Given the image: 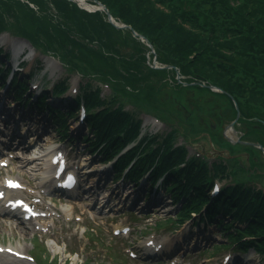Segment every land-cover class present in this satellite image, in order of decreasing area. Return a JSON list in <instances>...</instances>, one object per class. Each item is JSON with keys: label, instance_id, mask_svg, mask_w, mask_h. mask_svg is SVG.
<instances>
[{"label": "trees", "instance_id": "16d2710c", "mask_svg": "<svg viewBox=\"0 0 264 264\" xmlns=\"http://www.w3.org/2000/svg\"><path fill=\"white\" fill-rule=\"evenodd\" d=\"M96 1L113 18L146 38L160 64L178 67L183 76L181 82L175 79L172 69L151 68L146 53L150 57L154 54L146 44L128 29L114 27L102 12H87L67 0H0V31L9 30L22 36L41 51L57 56L66 72L78 71L85 79L79 85L77 100L83 102L88 112L86 121L92 136L84 138L90 147L104 142L99 152L108 157L107 148L124 145L139 131V111L167 123L176 121L177 129L181 127L183 134L192 137L194 131L189 121L197 118L189 116L190 111L185 115L189 121L184 120L183 124L177 116L179 98L196 96L194 90L213 94L201 83L223 90L224 93L217 94L229 102L230 112H215L218 122L235 117L230 95L238 104L240 121H248L245 126L248 132H261L264 137V0ZM122 48L130 51L125 54ZM100 83L108 85L107 94L101 95ZM63 85L64 82H58L54 88L62 89ZM24 87L25 77L12 78L13 93ZM125 104L130 108L123 110ZM73 108L72 105L66 113L72 114ZM248 118L256 127L251 128ZM62 121L60 114L53 117L58 133L62 132ZM177 129L174 127L170 132L176 134ZM171 139V134L144 139L129 176L138 174L156 159L153 176L166 171L165 181L170 183L172 194L186 195L180 217L187 216L189 210H197L202 202L210 204L209 215L221 213L240 221L249 216L247 225L236 229L238 233L227 232L228 223L220 224V230L239 248L251 246L264 254V192L235 178L234 186L223 188L217 197L208 199L212 174L224 173L225 166L214 163L210 172L200 161L185 159L184 149L174 148ZM258 141L264 144V138ZM133 151L122 156L118 164L128 160ZM242 173L244 168L233 166L232 176ZM242 232L255 235L256 239L244 243L239 239ZM37 257L40 261L41 257ZM50 264L59 262L52 259Z\"/></svg>", "mask_w": 264, "mask_h": 264}, {"label": "rangeland", "instance_id": "374dc122", "mask_svg": "<svg viewBox=\"0 0 264 264\" xmlns=\"http://www.w3.org/2000/svg\"><path fill=\"white\" fill-rule=\"evenodd\" d=\"M68 1V0H67ZM93 3L94 0H91ZM72 2V1H69ZM96 4V3H95ZM94 5V4H93ZM97 5V4H96ZM78 7V6H77ZM34 9L37 8L34 6ZM95 12V11H90ZM102 13L104 11L101 10ZM117 23L118 20H115ZM120 23V22H119ZM118 23V24H119ZM113 25V24H112ZM115 27V25H113ZM129 30V29H128ZM131 33V31L129 30ZM8 33H14L13 31L4 30L3 32H0V47L2 51L6 54V58L14 62L17 58L18 52H21L22 50H26V39L24 38H14ZM132 34V33H131ZM133 35V34H132ZM140 40V39H139ZM141 41V40H140ZM143 42V41H142ZM144 43V42H143ZM145 44V43H144ZM148 49V45H145ZM147 49V50H148ZM128 49L122 48L121 51L123 53H127ZM152 50V49H150ZM149 50V51H150ZM154 56L150 57L149 53H146V62L149 65L151 62L156 60L157 66L166 65V69L173 70L174 71V77L177 81L181 82L180 77V70L178 67L175 68V66L170 64H160V62L157 61L156 51L153 48ZM151 52V51H150ZM34 54L27 52L26 56L22 58L23 63L21 64V69L19 73H17V76H21L23 73L28 74L32 73L29 77V81L35 80L36 82H41L42 84H46V89H51L52 82L58 78H66L70 77L69 80V92L72 93V88L74 89L76 87L77 82H79V77L75 75V72H66L62 65H60L57 61L53 62L52 57H46L40 55L38 52H33ZM54 53V52H53ZM50 59L51 64L48 65L47 62ZM55 60V59H54ZM2 61V60H0ZM56 61V60H55ZM20 66V64H19ZM3 69V68H2ZM4 70V69H3ZM178 72V76L177 73ZM179 77V78H178ZM85 81V79H83ZM186 84L185 82H183ZM201 86H204L201 83ZM31 89V88H30ZM5 90V89H4ZM194 90V89H192ZM108 92L107 88H103L101 91L102 94H106ZM194 95L193 97H187V98H179V110L180 112L177 113V116L182 119L183 124L185 121H189L185 117V115H189L190 111L192 114L189 116L196 117L197 119L190 120L189 122L192 124V137L191 146H187L189 150V154H193L197 157L201 156L202 154L208 156L207 163L214 161V163H217L219 161H224L225 159H230V157L227 156V149L229 150V146L225 144L227 149L224 148L225 146L221 143V130L223 126L221 127L218 121L216 120L215 112H220L221 110L229 111L230 112V106L227 99L220 96L219 94L213 92H199L194 90L192 92ZM215 94V95H214ZM221 94V93H220ZM3 99V100H2ZM8 100H11V97L9 94H6L3 90H0V101H2V104L7 102ZM237 103V102H236ZM15 104H13L14 106ZM55 106L60 107L57 104H54ZM234 106V104H233ZM238 108V104H237ZM235 109V106H234ZM78 116V115H77ZM41 117V116H40ZM140 119L141 124V130H144L146 134L155 135L156 133H164L166 132L167 128L164 125H158L156 123H152V120L148 119L147 115H141V117L137 116ZM42 118V117H41ZM48 119H51V115H49ZM250 119V120H249ZM257 119V118H252ZM249 124L252 127L253 126L251 118H248ZM214 122L217 123L216 126H214ZM228 122V121H226ZM248 123L247 120H242L238 122L237 126L240 128L242 127L244 129V133L246 134V137L249 141H257L259 139L264 138L263 134L261 132H253L249 133L246 124ZM248 124V125H249ZM48 125V124H47ZM72 125V127H75L74 122L71 119L67 118L66 126L67 128ZM189 128V124L186 123V125ZM9 127V125H8ZM6 127V129H9ZM46 131L42 137V140L39 142V145L32 144L30 147H26V152L30 153L32 151H35V153L39 152V150H43L44 148H48L58 140L61 144H65V140L58 139V133L50 128L51 126H46ZM77 131L80 130L79 133H90V129L87 131L84 128H81L78 126ZM23 131V130H22ZM29 140H32L31 138ZM182 142L181 137H178L175 144H178ZM232 144V148H234L236 157L241 160L243 163L245 161V164L250 166H253L254 163L246 159V153H245V147L241 146L240 144L237 145L235 143L229 142ZM261 143V142H260ZM85 143H82L83 146ZM262 145H264L262 143ZM58 146V144H57ZM80 148V147H79ZM76 149L74 152V156H76V160L78 159L79 164H92L93 160V153L89 152L88 148L80 151V149ZM20 151V150H19ZM31 151V152H30ZM231 151V148H230ZM252 151H255L256 154L259 153L258 159H256L255 162L261 163L264 161V153L261 152L260 149L252 148ZM42 153V152H41ZM230 154H233L231 151ZM11 156H16L15 153H12ZM220 156V157H219ZM263 158V159H262ZM6 159L9 161V165L6 168H2L1 172L2 174L8 173L9 175L17 177L20 179L24 184L30 185V188L22 191L26 193H39L43 197V202L40 204L42 208L45 206H48L45 210L46 216L40 217L37 219H32L30 221L21 222V223H15L14 220L8 219L6 217L0 216V249L1 247H12V246H18L22 245L25 250L26 254H36L41 257L39 264H50L52 259H56V261H59L60 264H110L111 259L110 256L106 253L107 251V245L111 239L114 237H118L119 239V249L124 254L123 248L128 245H136L142 244L147 237H155V239L160 241H165L164 245H173L176 243V245L180 246L178 250H180L178 253L181 252V250L186 249L187 247H192L194 244H199L198 249H196L194 252H190L188 254L192 255L193 258H190L191 256L188 255V257L191 260H196L199 258V262L197 261V264H219V261L221 260L222 254L225 253L224 247L215 251L214 245L218 244H225L226 240L225 237L219 232L218 228L215 227L214 222H209L207 226H205L206 231H211L210 234L204 235L203 233H200L198 237L194 236L193 239H191L187 244L182 241V234L180 231H177L173 234L170 233V231H167V229L170 226V223L165 221L163 223V220L167 218L168 216H171L170 212L177 206L175 205H167L169 203V194L164 193L162 197H164L165 205L156 210V211H150L143 217H141L139 220V224L136 228H134V233L130 232L126 235H113V228L109 227L107 225V220H104L103 215H97L93 214V212H90L88 207L84 206L83 204L77 203L76 206H74L73 203H70L69 201H65L62 197H56L54 195H48L45 196L42 191L39 189V191L33 190V186L36 184L35 179H31L32 177L38 176V174H34V176H31V174H27V171L31 170L32 166H26L21 167L22 164H20L16 159L10 158L6 155ZM38 167L45 168L47 166V160L45 157H39L37 160ZM233 164V162H231ZM223 164L226 166V179H221L219 182V185L223 187H227L228 185H233V182H231L232 176L229 175V168H228V162L227 164L223 162ZM94 168L92 167V170H90V175L94 172ZM259 169L261 170V166L256 165L254 166L253 170ZM264 171V167L263 170ZM261 171V172H262ZM32 172H35L33 170ZM23 176L25 178H23ZM30 176V177H29ZM92 176V175H91ZM241 178H244L245 175L239 176ZM239 177H236L238 179H241ZM262 178V177H261ZM97 177L94 179V177H90V181H95ZM261 180V179H260ZM249 185H253L250 184ZM126 188L129 189L128 186ZM160 193V190H159ZM133 196L130 195L129 200L131 201ZM161 197V199H162ZM128 204V203H127ZM126 204V205H127ZM39 206V205H38ZM39 206V207H40ZM142 207V203L139 202L135 206V208L138 210ZM48 210V212H47ZM65 210H69L70 213H66ZM116 225L114 227H118L121 225H124V221L116 220ZM158 222L162 225H167L166 227L158 228L157 225ZM245 222H238L234 221L233 226H240L242 227ZM181 230V229H180ZM193 230V229H192ZM94 231V233H92ZM195 231V228L194 230ZM96 234V235H95ZM118 242V241H117ZM238 248V247H237ZM237 248L232 247L229 249L230 254L232 256H237L239 259H241L242 264H262L261 256H258L257 254L252 251V249H248L246 252L242 253ZM177 253V254H178ZM1 254V253H0ZM203 256V258H202ZM0 258H3V260L10 261L8 256H0ZM120 260V259H119ZM118 260V261H119ZM178 260H181V258H178ZM188 261V258L183 261L184 264ZM22 263V262H20ZM25 264H32L29 261L24 262ZM136 262H132L131 264H135ZM33 264H36L33 262ZM122 264V263H120Z\"/></svg>", "mask_w": 264, "mask_h": 264}, {"label": "bare ground", "instance_id": "6f19581e", "mask_svg": "<svg viewBox=\"0 0 264 264\" xmlns=\"http://www.w3.org/2000/svg\"><path fill=\"white\" fill-rule=\"evenodd\" d=\"M76 1H78V3H80L82 6H86V7H88V9H91V10H93L95 12H97V11L98 12H101V10H102V8L100 6L96 5L91 0H76ZM109 23L114 24V25H117V26L120 27V24H118L114 19H112V21H109ZM47 64L50 65L51 64V61L48 60ZM39 141H41V139H38V141L36 142V144H39ZM50 151H53V150L50 149ZM19 158L21 160H23V162L25 164H31V166L33 167V170H37V168H35V167L38 166V164H37L36 161L39 159V155L37 153H35V152L32 151L31 154H28L27 152L22 151L21 152V156ZM42 171H46L45 168L42 169ZM15 193H16L15 195H17L20 192L17 191ZM65 212L66 213H70L69 210H65ZM19 219L20 218H18V219L16 218L15 221L18 222ZM168 246H171V245H168ZM8 247L9 248H12L13 250H16L19 253H23V254L26 253V250H25V248L22 245H18L16 247L15 246H12V247L8 246ZM4 256H7V254H5ZM11 257L9 258L10 261H6V260H3V258H0V264H25L24 261H21V260H18V259L15 260L16 258H11ZM20 262H22V263H20Z\"/></svg>", "mask_w": 264, "mask_h": 264}, {"label": "water", "instance_id": "95a60500", "mask_svg": "<svg viewBox=\"0 0 264 264\" xmlns=\"http://www.w3.org/2000/svg\"><path fill=\"white\" fill-rule=\"evenodd\" d=\"M71 1H76V0H71ZM77 3H78V1H76ZM98 6H100L101 8H102V10H104L105 11V14H106V16H107V18H108V20L109 21H112V16L110 15V13L108 12V10L106 9V7L103 5V4H101L100 2H98V1H94ZM78 4H80V3H78ZM86 9H88V8H86ZM116 27H119V26H117L116 25ZM120 27H128V28H130L129 26H127V25H124V24H120ZM131 29V28H130ZM131 31H132V33H133V35H135V36H137V37H139L140 39H142V40H144V41H146V43H147V45L149 46V47H151V45L147 42V40L144 38V37H142L141 35H139L138 33H136L134 30H132L131 29ZM209 88H211V89H213V90H218V91H220L219 89H217L216 87H214V86H209ZM222 92V91H221ZM236 109H237V107H236ZM239 117V111H238V109H237V114H236V117H235V119L228 125V127L229 128H231L232 129V131H233V133H235L236 134V131L233 129V125H234V123L237 121V118ZM227 138V137H226ZM230 140V139H229ZM243 143H248V142H243ZM249 144H251V143H249ZM253 145H256V146H259V147H261L260 145H258V144H253ZM261 149H263L262 147H261Z\"/></svg>", "mask_w": 264, "mask_h": 264}, {"label": "flooded vegetation", "instance_id": "af4514ba", "mask_svg": "<svg viewBox=\"0 0 264 264\" xmlns=\"http://www.w3.org/2000/svg\"><path fill=\"white\" fill-rule=\"evenodd\" d=\"M240 130H241V128H240ZM240 130L238 129V132H239Z\"/></svg>", "mask_w": 264, "mask_h": 264}]
</instances>
